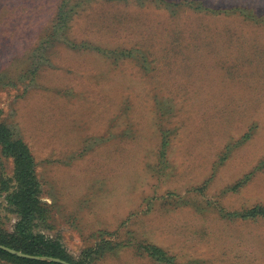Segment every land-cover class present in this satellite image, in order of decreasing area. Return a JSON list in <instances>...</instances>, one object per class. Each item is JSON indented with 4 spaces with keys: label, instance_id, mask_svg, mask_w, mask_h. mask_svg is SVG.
I'll use <instances>...</instances> for the list:
<instances>
[{
    "label": "rangeland",
    "instance_id": "obj_1",
    "mask_svg": "<svg viewBox=\"0 0 264 264\" xmlns=\"http://www.w3.org/2000/svg\"><path fill=\"white\" fill-rule=\"evenodd\" d=\"M0 116L71 259L264 264V0H0Z\"/></svg>",
    "mask_w": 264,
    "mask_h": 264
},
{
    "label": "trees",
    "instance_id": "obj_2",
    "mask_svg": "<svg viewBox=\"0 0 264 264\" xmlns=\"http://www.w3.org/2000/svg\"><path fill=\"white\" fill-rule=\"evenodd\" d=\"M66 7L71 8L72 6ZM72 12L73 9H69V18L73 17L71 16ZM0 157L13 162L14 172L10 186L7 185L9 182L5 180L2 182V190L6 193L7 204L14 209L17 217L12 233L0 229V245L27 255L46 258L45 260H30L0 249V264H63L53 261V259H59L67 264H85L84 261L78 262L68 257L58 241L36 232L38 223L46 222L49 219L46 218L45 211L48 207L43 205L41 197V185L37 176L35 157L30 147L22 139L15 138L11 128L1 116ZM259 215L264 217V210L255 208L241 217L252 218ZM148 249L153 251V257L169 261L161 250L154 246H148Z\"/></svg>",
    "mask_w": 264,
    "mask_h": 264
},
{
    "label": "water",
    "instance_id": "obj_3",
    "mask_svg": "<svg viewBox=\"0 0 264 264\" xmlns=\"http://www.w3.org/2000/svg\"><path fill=\"white\" fill-rule=\"evenodd\" d=\"M0 249H2V250H4V251H7V252H9L10 254L15 255V256H18V257H20V258H25V259H30V260H45V259H46V258H40V257H35V256L27 255V254H24V253L18 252V251H16V250H13V249L7 248V247L2 246V245H0ZM53 261H56V262H62L63 264H67L66 262L61 261V260H59V259H53Z\"/></svg>",
    "mask_w": 264,
    "mask_h": 264
}]
</instances>
